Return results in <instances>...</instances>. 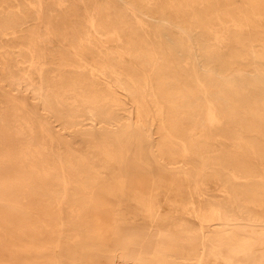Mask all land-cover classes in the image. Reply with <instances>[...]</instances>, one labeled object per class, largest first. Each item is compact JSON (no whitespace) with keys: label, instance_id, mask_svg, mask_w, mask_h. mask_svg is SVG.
Listing matches in <instances>:
<instances>
[{"label":"bare ground","instance_id":"obj_1","mask_svg":"<svg viewBox=\"0 0 264 264\" xmlns=\"http://www.w3.org/2000/svg\"><path fill=\"white\" fill-rule=\"evenodd\" d=\"M228 1L0 0V264H264V0Z\"/></svg>","mask_w":264,"mask_h":264},{"label":"rangeland","instance_id":"obj_2","mask_svg":"<svg viewBox=\"0 0 264 264\" xmlns=\"http://www.w3.org/2000/svg\"><path fill=\"white\" fill-rule=\"evenodd\" d=\"M228 2H229V6H228L229 8L237 7L239 5V0H229ZM122 99L126 102L125 103L126 110L123 111V113H122L123 114L122 119H121L122 120V123H124V124H133L134 114H133V106L130 103V99L128 98L127 95L122 96ZM47 117H48V120L49 121H52V117H50V116H47ZM54 124H55V129L57 131H60L61 130L60 124L58 122H54ZM90 126H91V124H89L88 126L82 127V128L88 129V128H90ZM154 137H156V136H153L152 138H154ZM152 138L150 139V141L144 143L146 151H148L147 149L150 147V142L153 141ZM149 160L151 161V164H154V160L152 158L149 157ZM153 173L156 174L157 173V170L154 169V172ZM143 227L144 226L142 224H137V225H132L131 224V225H129V226L125 227V228H122V229L125 230L124 233L129 234V233H131V231H135L139 235L145 236L147 239H149V241L153 240V234H154L153 229H151V230L148 231V230L144 229ZM142 231L144 233H146V235H143V232ZM147 233H148V235H147ZM85 234H87V233H85ZM84 236H87V235H84ZM138 250H139L138 247H135V248L130 249V252L129 253L131 255V258H134L136 256V254L138 253ZM92 254H93L92 252L84 253L82 255V259H84V260L86 259L87 260L89 258L88 256H90ZM32 256H33V254L31 255V257ZM72 256L73 255L70 256L69 253H68L67 256L65 257V259H67V258L70 259ZM65 259L62 258V263L63 264H67L66 261H65ZM114 260L117 261V263H119V261H120L118 257H116Z\"/></svg>","mask_w":264,"mask_h":264}]
</instances>
